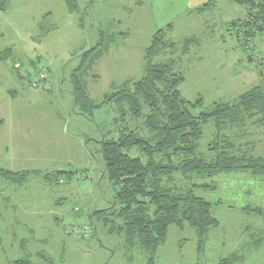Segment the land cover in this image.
Returning <instances> with one entry per match:
<instances>
[{"label": "rangeland", "instance_id": "374dc122", "mask_svg": "<svg viewBox=\"0 0 264 264\" xmlns=\"http://www.w3.org/2000/svg\"><path fill=\"white\" fill-rule=\"evenodd\" d=\"M205 4L72 0L70 13L64 0H0V53L10 51L0 61V169L30 173L25 180L0 177V264H147L142 249L91 219L114 197L100 142L116 140L125 128L146 136L143 120H132L127 111L119 120L117 106L105 98L142 77L152 36L168 26L165 40L175 51H163L152 63H173L172 72L184 78L178 91L192 116L264 87V35L245 48L228 31L231 21L245 17L244 7L215 0L202 10ZM186 40L194 42L183 54ZM98 43L103 50L91 54L81 76L91 104L99 106L86 116L73 104L69 77L80 54ZM41 73L45 78L36 88L27 86ZM244 127L236 138L226 135L264 157L262 129ZM202 131L199 152L205 154L213 122ZM127 153L139 157L134 149ZM56 171L65 175L57 177ZM187 180V187L198 186L194 195L211 205L218 226L201 241L187 225L170 226L154 264H218L234 254L242 258L234 264H264V244L250 246L264 226V176L232 172ZM173 183L180 186L185 179L176 176ZM75 228L92 230L93 236L69 234Z\"/></svg>", "mask_w": 264, "mask_h": 264}, {"label": "trees", "instance_id": "16d2710c", "mask_svg": "<svg viewBox=\"0 0 264 264\" xmlns=\"http://www.w3.org/2000/svg\"><path fill=\"white\" fill-rule=\"evenodd\" d=\"M64 1L71 13L72 0ZM214 1L210 0L201 9ZM227 1L244 7L246 11L243 19L228 24V31H232L241 45L247 48L252 40L264 35V0ZM170 28L158 30L152 36L145 50L142 77L105 98V102L113 101L117 106L119 120L125 111L132 120H143L146 136L141 137L137 131L125 128L119 132L116 140L100 142L101 158L114 197L108 208L98 210L91 216V219L108 228L109 234L123 235L128 246L135 245L142 249L147 255V264H154L157 250L165 244L170 226L179 230H183L185 225L193 228L199 241L208 229L218 226L210 214L211 205L194 195L193 189L198 186L189 183L187 187V179L232 172L264 176V157H255L250 147L235 146L234 141L226 135L236 138L247 124L261 128L264 135V87H254L239 96L234 104L215 103L210 112L192 116L188 112V102L178 91L184 78L172 72L173 63H152L163 51H175V45L165 40ZM193 42H184L183 54H187ZM100 47L101 43H98L97 47L80 54L78 65L69 77L74 105L86 116V111L99 106L91 104L81 76L87 70L91 54L95 50H103ZM99 55L96 53V56ZM6 56H10V51L0 53V61H6ZM13 69L17 78L22 79L18 68ZM44 78L41 73L27 82V86L36 88ZM34 79L37 81L33 85ZM210 122L214 124L215 134L206 146L205 154H201L199 143L203 136L202 128ZM133 149L139 157L128 155L127 152ZM27 174L0 169V177L6 180H22ZM61 175H65V172H55V176ZM70 175L73 173L66 176ZM176 176L184 178L185 183L180 186L174 184ZM247 211L262 214L258 210ZM262 228L254 235L255 241L251 245L255 248L264 242V226ZM238 256L234 254L218 264H234L239 260Z\"/></svg>", "mask_w": 264, "mask_h": 264}, {"label": "built area", "instance_id": "2783aa9c", "mask_svg": "<svg viewBox=\"0 0 264 264\" xmlns=\"http://www.w3.org/2000/svg\"><path fill=\"white\" fill-rule=\"evenodd\" d=\"M39 78H42V76H40ZM37 79H34L32 81L33 85L36 83ZM63 181H60V183H62ZM69 234L74 235L75 237L78 238H88L91 236V230L86 229V228H81V229H72L71 231H69Z\"/></svg>", "mask_w": 264, "mask_h": 264}, {"label": "crops", "instance_id": "0c3cea01", "mask_svg": "<svg viewBox=\"0 0 264 264\" xmlns=\"http://www.w3.org/2000/svg\"><path fill=\"white\" fill-rule=\"evenodd\" d=\"M210 0H208V2H209ZM10 94H15V92H13V93H11V92H9ZM73 104H74V101H73ZM3 170V169H2ZM10 172H12V171H10ZM57 172V171H56ZM12 173H20V172H12ZM26 173H28L27 175H26V177L30 174L29 172H26ZM31 173H35V171L34 172H31ZM70 173H73V172H70ZM26 177H25V179H26ZM64 178V177H63ZM72 178V175H70L69 176V178H68V180H70ZM24 179V180H25ZM65 180H66V177L64 178ZM252 241L250 242V246L251 247H253L252 245ZM264 244V242L260 245V247H257V248H261L262 247V245ZM255 248V247H254ZM239 257V259L241 260L242 258H240L241 256H238Z\"/></svg>", "mask_w": 264, "mask_h": 264}]
</instances>
